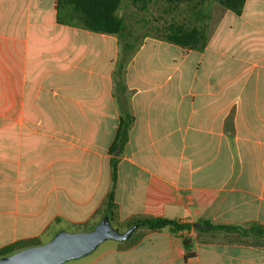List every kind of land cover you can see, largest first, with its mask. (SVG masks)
<instances>
[{
	"label": "crops",
	"instance_id": "obj_1",
	"mask_svg": "<svg viewBox=\"0 0 264 264\" xmlns=\"http://www.w3.org/2000/svg\"><path fill=\"white\" fill-rule=\"evenodd\" d=\"M56 3L0 0V250L93 229L112 190L120 233L237 229L138 226L63 264H264V0L165 4L163 33L120 34L60 22ZM172 25L204 26V47L167 41Z\"/></svg>",
	"mask_w": 264,
	"mask_h": 264
},
{
	"label": "trees",
	"instance_id": "obj_2",
	"mask_svg": "<svg viewBox=\"0 0 264 264\" xmlns=\"http://www.w3.org/2000/svg\"><path fill=\"white\" fill-rule=\"evenodd\" d=\"M122 1H127L135 7H138L139 5L144 7L151 0H57L56 8L59 12L57 18L60 22L80 26L89 31L106 34H120L124 28V20L117 14V10ZM205 1L216 2L222 8L230 10L236 14L241 12L245 2V0H165L166 4L189 3L194 4L196 7ZM62 10H65V12L62 13ZM164 38L181 47L202 49L207 40V34L202 25L189 28L182 25H172L165 31ZM126 134L127 124L123 122L119 126L113 150L120 148L124 144L126 141ZM112 179L113 181L115 179L114 170ZM113 208V193L111 190L107 195L103 214L110 215ZM132 225H136L137 227L144 226L150 230H159L168 227L172 232L190 229L202 231L237 229L235 226L212 225L209 222L202 220L189 224L180 223L166 218H145L134 222ZM252 230L255 231L257 235H264V227L262 226H252ZM36 245L40 244L36 241H29L23 244L11 245L0 250V257ZM183 246L186 256L190 257L192 255L190 252V240L184 238Z\"/></svg>",
	"mask_w": 264,
	"mask_h": 264
},
{
	"label": "water",
	"instance_id": "obj_3",
	"mask_svg": "<svg viewBox=\"0 0 264 264\" xmlns=\"http://www.w3.org/2000/svg\"><path fill=\"white\" fill-rule=\"evenodd\" d=\"M131 226L120 233L114 229L107 215L85 232H57L48 242L27 247L0 257V264H62L84 257L106 240L125 241L136 228Z\"/></svg>",
	"mask_w": 264,
	"mask_h": 264
},
{
	"label": "rangeland",
	"instance_id": "obj_4",
	"mask_svg": "<svg viewBox=\"0 0 264 264\" xmlns=\"http://www.w3.org/2000/svg\"><path fill=\"white\" fill-rule=\"evenodd\" d=\"M165 4L166 3L164 2V0L153 1L146 13H140L144 18V22L140 20L141 17H139L138 15L139 11L127 1H122L120 3L117 14L121 16L131 27H142L144 29L139 30H144L151 33H163L165 27H167L168 25V22H170L169 18L172 16L170 13L166 14V11H164L167 9ZM184 10L185 7L177 12H174V15L182 14L185 12Z\"/></svg>",
	"mask_w": 264,
	"mask_h": 264
}]
</instances>
